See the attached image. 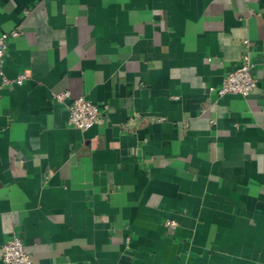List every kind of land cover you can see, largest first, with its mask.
<instances>
[{
	"label": "crops",
	"instance_id": "obj_1",
	"mask_svg": "<svg viewBox=\"0 0 264 264\" xmlns=\"http://www.w3.org/2000/svg\"><path fill=\"white\" fill-rule=\"evenodd\" d=\"M16 29L0 245L17 235L33 264H264V0H0ZM245 52L256 88L209 91ZM62 90L102 120L70 126Z\"/></svg>",
	"mask_w": 264,
	"mask_h": 264
},
{
	"label": "built area",
	"instance_id": "obj_2",
	"mask_svg": "<svg viewBox=\"0 0 264 264\" xmlns=\"http://www.w3.org/2000/svg\"><path fill=\"white\" fill-rule=\"evenodd\" d=\"M28 13V11H25ZM20 34V30L11 32L0 31V76L3 83L21 84L26 78L24 73H20L15 78L9 79L3 76L4 56L10 37ZM245 48L248 41H244ZM252 62L249 55L245 52L241 57L240 64L233 70L227 72L219 87H210L209 91L217 96L225 94L249 95L257 85V80L251 73ZM52 96L57 103L64 104L68 110V124L78 129H87L102 120V111L107 109L104 105L102 109L97 104L86 99L84 96L70 97L67 90L53 92ZM0 256L3 264H33L31 255L24 249L21 239L13 235L10 239L0 245Z\"/></svg>",
	"mask_w": 264,
	"mask_h": 264
}]
</instances>
